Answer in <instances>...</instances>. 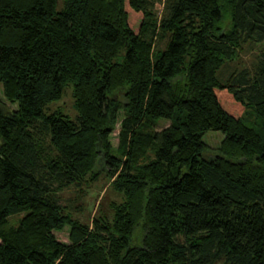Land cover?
<instances>
[{
    "label": "trees",
    "instance_id": "1",
    "mask_svg": "<svg viewBox=\"0 0 264 264\" xmlns=\"http://www.w3.org/2000/svg\"><path fill=\"white\" fill-rule=\"evenodd\" d=\"M257 43L264 0H0V264H264V49L217 76Z\"/></svg>",
    "mask_w": 264,
    "mask_h": 264
},
{
    "label": "rangeland",
    "instance_id": "2",
    "mask_svg": "<svg viewBox=\"0 0 264 264\" xmlns=\"http://www.w3.org/2000/svg\"><path fill=\"white\" fill-rule=\"evenodd\" d=\"M163 5L162 3L157 4L158 11H162ZM264 49L263 43H257L245 45L244 48L239 52V57H237L234 61L227 63L218 73V78L223 81L224 77L228 76L229 73L232 72L235 68L239 67H251L254 63L257 54H259ZM0 106H4L6 109H14L16 106L9 101H7L3 94V86L0 84ZM51 110L60 109L65 114L69 115L71 118L75 119L78 115V111L75 106V97H74V88L72 84H68L65 86L62 97L54 101L49 105ZM123 115L119 116V120L117 123L116 130L112 135V142L115 146L118 145V134L121 126V120ZM170 122L166 119H161L160 126H167ZM224 133L222 131L210 130L205 133L204 141L205 147L203 150V156L206 158L214 157L220 154V144L222 139L224 138ZM109 182H106V179L103 177L100 182L94 184L93 186L87 188V194L83 200L84 203V211L82 213H78L77 216L85 221H90L94 216L96 209L99 205V212L107 215H112L114 208L112 206L113 201L121 202L123 197L121 194H118L114 191V189L109 186ZM74 195V189H69L64 191V197H71ZM21 213L20 216H22ZM16 221V216L11 218V224H14ZM59 240L64 242H69V229L66 228L64 231L56 232Z\"/></svg>",
    "mask_w": 264,
    "mask_h": 264
}]
</instances>
